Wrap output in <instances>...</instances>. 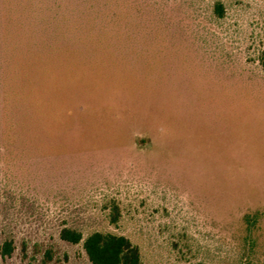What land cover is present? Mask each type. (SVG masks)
Here are the masks:
<instances>
[{
    "label": "rangeland",
    "instance_id": "374dc122",
    "mask_svg": "<svg viewBox=\"0 0 264 264\" xmlns=\"http://www.w3.org/2000/svg\"><path fill=\"white\" fill-rule=\"evenodd\" d=\"M51 1L0 0V264H90L63 226L124 235L143 264H264V0H170L222 4L204 42L120 2L86 35V6L61 23Z\"/></svg>",
    "mask_w": 264,
    "mask_h": 264
},
{
    "label": "trees",
    "instance_id": "16d2710c",
    "mask_svg": "<svg viewBox=\"0 0 264 264\" xmlns=\"http://www.w3.org/2000/svg\"><path fill=\"white\" fill-rule=\"evenodd\" d=\"M68 1L71 0H52V4H49V8L46 9L47 12L45 11L47 18L44 16L42 19L52 18L61 23L67 21L63 16V5L67 4L65 2ZM72 1L76 4L86 6V12L80 13L78 16L80 24L76 27L78 32L82 31L81 33H85L86 35L87 33L91 34L98 32L103 34L102 29L106 25L105 22L108 21L107 15L103 16V13L107 4L110 2L115 4H119L120 2L130 5L131 8H133L132 13L134 14H140V12H145V10L148 13L147 10L152 8L153 12H155L152 16L154 21H152L161 31L177 32L181 34L183 38L191 36L195 42H204L209 32L207 23L213 25L216 21L224 17L223 6L219 2L214 3L212 9L214 19L209 20L208 17L205 18L201 14H198L197 11L186 3V6L183 7L181 5L185 4L180 3L181 5H177L179 3H172L170 0H154V5H152V0H108V2L107 0L105 2L103 0ZM148 1L151 2V4ZM122 8L121 6L117 12L114 13V24L116 25L122 22L123 16L121 14L123 12L120 14V9ZM34 18L37 22L40 20L38 15L34 16ZM259 63L264 67V56L259 57ZM1 66L2 65H0V69ZM0 84H3L1 79ZM107 208L109 210L108 216L110 224H117L121 217L120 207L117 201L113 198L109 199ZM246 222L248 225L247 232L250 234L256 222V217L248 216L246 217ZM59 238L69 244L80 245L90 264H143L139 247L124 235L99 230L84 235L78 229L63 226L59 231ZM0 251L2 256H9L13 251L12 242L5 241L1 245Z\"/></svg>",
    "mask_w": 264,
    "mask_h": 264
}]
</instances>
